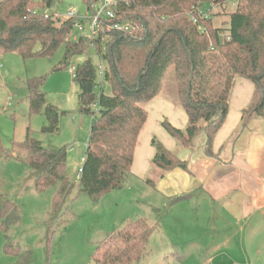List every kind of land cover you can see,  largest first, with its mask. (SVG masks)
Masks as SVG:
<instances>
[{"label": "trees", "instance_id": "trees-1", "mask_svg": "<svg viewBox=\"0 0 264 264\" xmlns=\"http://www.w3.org/2000/svg\"><path fill=\"white\" fill-rule=\"evenodd\" d=\"M60 1H0V54L16 53L24 60L52 58L64 46V57L53 68L58 72L68 68L74 57L91 49L96 52L104 67L103 81L99 79L100 66L90 58L76 67L74 77L81 113L92 118L80 193L97 201L127 187L133 177L139 136L148 120L143 105L160 94L165 73L172 67L188 125L179 129L166 119L162 126L183 147L192 148L204 133L205 153L214 156L213 142L226 121L237 77L255 86L251 104L242 113L243 127L253 118L264 121V0H238L224 27L214 26L208 11L233 0H120L118 18L136 26L135 35L128 37L107 29L100 38L88 31L79 34L73 19H55L35 11L51 10ZM83 1L90 8L99 0ZM45 82V77L28 82L30 113H44L49 126L43 132H55L59 113L46 102L41 90ZM152 145L156 150L153 164L163 175L176 169L188 171L187 163L156 138ZM1 158L29 166L38 192L57 189L51 219H58L76 187L67 173V151L45 149L29 130L25 141L14 143L9 151L0 136ZM146 182L153 185L151 180ZM183 199L174 198L172 203ZM18 221L16 205L0 193L1 228L7 232ZM152 235L146 219L127 221L122 230L114 231L100 244L94 260L96 264H139ZM4 252L16 259L15 264H30L32 259L30 251H22L8 240Z\"/></svg>", "mask_w": 264, "mask_h": 264}, {"label": "rangeland", "instance_id": "rangeland-1", "mask_svg": "<svg viewBox=\"0 0 264 264\" xmlns=\"http://www.w3.org/2000/svg\"><path fill=\"white\" fill-rule=\"evenodd\" d=\"M237 2L233 0L224 6L215 5L208 11L213 25L224 27L229 21V15L236 11ZM71 10L85 13L88 7L83 0H61L51 10L35 9L47 17L61 20H65ZM64 53L65 47L62 46L52 58L24 60L16 53L0 54V136L3 147L12 150L14 143L25 141L30 130L31 136L45 149L67 151V173L76 186L58 219L53 221V199L57 189L38 192L35 188L36 176L29 166L13 159H0V193L16 205L19 215V221L7 232L0 226V264L16 262L14 257L4 252L7 240L14 247L32 253L30 264H96L94 256L100 244L114 231L122 230L127 221L138 218L146 219L153 229L146 254L139 264L203 263L198 255L179 260L169 242L172 238L177 239L181 245L188 239H195L186 243L189 251L196 248L198 242L203 245L207 243V254L210 248L226 237L233 235L237 239L240 236L238 228H223V220H220L217 212H207L204 204L197 199L181 205L182 213L179 215L186 216L183 222L190 218L189 223H183L181 219H175V216L170 219L168 213L176 203L173 204L171 198L157 195L155 187L146 182L155 177L152 172L144 181H132L131 178L123 190L107 193L97 201L79 192V173L86 154L92 118L81 113L79 87L70 69L83 64L88 58L96 66H100V62L96 52L91 49L82 56L74 57L68 68L54 72L53 68L62 61ZM41 77L46 78L45 84L41 86L46 102L56 107L59 113L58 129L55 132H43L44 127L49 126L44 113H30L28 82ZM163 100L184 114L178 100V83L173 67L165 73L160 98L155 102ZM155 102L143 105L152 115H155V110L159 111ZM160 111L162 121L167 119L173 126L180 127L175 110L160 107ZM160 127L172 139L161 124ZM154 138L157 139L153 136L152 140ZM200 139L205 141L204 135ZM140 146H145L143 138ZM197 146L202 151V143L198 142ZM182 150L178 147L176 152L180 159L185 155ZM16 152L22 154L20 149ZM245 236L249 237L248 231ZM184 249L181 251L184 252ZM188 254L190 256L191 253Z\"/></svg>", "mask_w": 264, "mask_h": 264}, {"label": "crops", "instance_id": "crops-1", "mask_svg": "<svg viewBox=\"0 0 264 264\" xmlns=\"http://www.w3.org/2000/svg\"><path fill=\"white\" fill-rule=\"evenodd\" d=\"M254 93L255 86L251 81L240 77L235 79L226 121L213 142L214 156L205 153L207 138L204 133L199 135L192 148H185L173 137V140L169 138L160 127L163 122L160 107H167L178 114L179 128H186L188 117L182 107L184 114L164 100L155 102L161 92L148 103H157L159 111L154 109L156 113L152 115L147 110L148 120L135 151L132 181H144L151 172L155 173V177L150 180L157 195L171 199L184 197L169 211L170 219L175 216V219L183 222L186 216L179 215L182 213L181 205L197 199L204 204L207 212H217L220 220H223V228L236 227L240 235L237 239L231 235L216 246L210 245L213 247L208 254L205 250L209 246L207 243L203 245L198 242V246L189 251L187 244L195 239H188L182 246L177 239L172 238L169 242L179 260L198 255L202 264H264V121L253 118L243 127L242 119V113L251 104ZM203 135L205 141L200 139ZM153 136L176 156L178 147H181L185 154L181 160L187 163L188 171L176 169L163 175L153 164L156 153L152 145ZM142 138L144 147L140 146ZM198 142L202 143V151L198 149ZM188 220L183 223H189ZM247 231L249 237L245 236ZM183 248L184 252L181 251Z\"/></svg>", "mask_w": 264, "mask_h": 264}, {"label": "built area", "instance_id": "built-area-1", "mask_svg": "<svg viewBox=\"0 0 264 264\" xmlns=\"http://www.w3.org/2000/svg\"><path fill=\"white\" fill-rule=\"evenodd\" d=\"M119 3L120 0H99L88 8L85 13L71 10L66 14L65 18L68 20H75V28L78 33L82 34L88 31L94 38H100L101 34L107 29L121 32L128 37H133L137 27L130 23L122 22L121 19L118 18L117 8ZM70 72L74 78L76 66H72ZM98 74L100 81H103L104 67L102 65L99 67ZM80 175L81 171L79 173V178Z\"/></svg>", "mask_w": 264, "mask_h": 264}]
</instances>
